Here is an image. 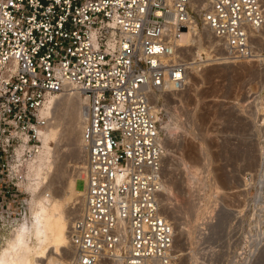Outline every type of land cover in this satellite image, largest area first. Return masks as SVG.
<instances>
[{
  "label": "built area",
  "instance_id": "obj_1",
  "mask_svg": "<svg viewBox=\"0 0 264 264\" xmlns=\"http://www.w3.org/2000/svg\"><path fill=\"white\" fill-rule=\"evenodd\" d=\"M196 23L227 59L264 67L263 0H0V248L30 214L22 180L50 122L49 99L76 92L86 116L72 263L177 264L160 201L163 141L152 96L168 84L182 90L200 62L180 43ZM261 92L250 200L264 210V84ZM212 227L204 232L209 256Z\"/></svg>",
  "mask_w": 264,
  "mask_h": 264
},
{
  "label": "rangeland",
  "instance_id": "obj_2",
  "mask_svg": "<svg viewBox=\"0 0 264 264\" xmlns=\"http://www.w3.org/2000/svg\"><path fill=\"white\" fill-rule=\"evenodd\" d=\"M198 26L203 33V25ZM202 50L200 62L195 64L198 67L189 72L182 90L165 89L154 99L163 141L162 185L167 190L161 189L160 201L165 218L175 230L173 254L177 264H264V210L261 204L254 207L250 200L255 192L250 176L259 168L260 156V140L255 137L260 131L253 125L254 101L263 94L264 67L252 60L221 64L211 60L218 49H209L205 43ZM64 95H57L55 103L58 99L59 104L64 102ZM73 100L85 107L83 98ZM59 104L56 112L65 113ZM63 120L58 127L59 141L51 143L55 168L41 187L57 198L71 224L79 213L81 198L80 206L65 200L70 180L83 165V156L74 155L75 147L64 139ZM76 146L81 148V134ZM33 173L28 171L22 180L31 197L30 214L35 208L30 182ZM83 187V180L77 179L75 189L82 191ZM30 214L17 231L30 226ZM210 223L212 256L204 238ZM10 237L0 248V256ZM69 248L65 254L48 251L38 264H73Z\"/></svg>",
  "mask_w": 264,
  "mask_h": 264
},
{
  "label": "bare ground",
  "instance_id": "obj_3",
  "mask_svg": "<svg viewBox=\"0 0 264 264\" xmlns=\"http://www.w3.org/2000/svg\"><path fill=\"white\" fill-rule=\"evenodd\" d=\"M203 27L204 30L202 33L199 30V26L196 23L193 25L192 28L189 29V31L183 34L180 43L183 46L187 47L186 48L187 53L193 58L195 57L200 58L201 57L200 52L203 51L202 47L204 46L205 43H207L209 49H213V50L218 49L216 50L215 54L220 55L219 58H214L215 54L211 55L212 61L216 62V60H220L221 64L231 63L228 61H234V60H229L224 56L222 47L220 45V41L211 34L210 30L207 27L205 26ZM262 37L264 38V36ZM195 49L197 50V53L193 52V50ZM197 67L198 66L195 64H190L189 72L191 70L195 71ZM165 88L168 90H172L174 87L172 84H168L166 85ZM66 93H62L65 94L64 96H66V98H63L64 100H62L64 102L61 103L60 101L61 104H59L58 101L59 99L57 100V104H59V106L62 105V107L65 109V113H63V111L61 113V110H60L61 114L56 112L57 104L55 103L56 102L55 100L58 97L57 95H62V94H54L49 99L47 107L49 109L48 113L50 114V122L45 128L39 130V140L41 142L40 150L38 152L37 158L35 157L36 160L33 162V164L29 166V171L30 170L34 171L30 182L33 185L32 188L34 192L33 203H35L34 204L35 208L31 211L32 213L30 214L31 215L30 218L31 223H29L30 226L28 228L25 227V229L23 230L24 228L23 225L21 226L23 227L22 231H17L18 227L22 223H26L29 220L26 219L22 221L18 225V227L11 232V237L7 239L6 248L3 249L1 252L0 264H38L40 261L38 259L45 256L47 252L50 250H53L55 252L60 251L65 254L66 249H68V247H70L69 249H71L68 232L72 223L70 224L68 216L61 208L60 202L57 201V198L50 196L49 194H46V191L48 190L46 189V191H43L42 189L43 187H41L43 186L42 185L43 180H45L47 176H50L49 175L50 171L53 173L52 169L55 168L54 167L55 161H53V159L55 158L54 156L55 149L51 146V143H55L56 140L59 139L58 127L60 121L63 120L64 118H65V124H63L62 127L64 128L65 126L64 135H63L64 139L68 142L70 146L75 147V149L73 150L74 155L79 156L82 153L81 148H79L80 146L78 147L79 150L76 149L77 147L76 143L78 142V138H80L81 130L85 121V116H86L85 107L80 106L81 104H77L73 100L74 97L75 99L80 98L81 96L79 94H77L76 92H66ZM152 98L155 99V95H153ZM62 114H65L66 116L64 115L65 116L64 117ZM83 165H84V161H83ZM83 165L81 166V168H79V170H77L78 174L76 175V177L70 180L68 184L67 198L65 200L66 204L69 203L74 204V202H77L74 205H79L80 201H78V199L81 198V206L79 205L80 206L79 212L81 211L82 208L83 190L77 191L75 189V183L78 178L84 177ZM56 169L58 170V168ZM162 190H166V188L163 185H162ZM103 263H106V261H104ZM110 264H117V263L112 262Z\"/></svg>",
  "mask_w": 264,
  "mask_h": 264
}]
</instances>
